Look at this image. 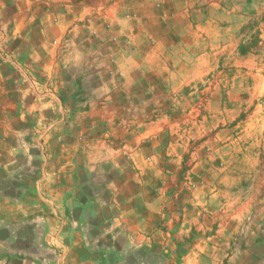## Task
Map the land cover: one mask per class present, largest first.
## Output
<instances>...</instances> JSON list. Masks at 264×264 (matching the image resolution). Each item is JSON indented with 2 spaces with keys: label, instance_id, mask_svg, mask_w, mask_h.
I'll return each instance as SVG.
<instances>
[{
  "label": "rangeland",
  "instance_id": "obj_1",
  "mask_svg": "<svg viewBox=\"0 0 264 264\" xmlns=\"http://www.w3.org/2000/svg\"><path fill=\"white\" fill-rule=\"evenodd\" d=\"M125 6L123 18L139 36L152 25L144 16L153 14L152 37L137 46L154 48V65L137 73L148 77L144 94L113 99L107 79H113L108 89L122 88L116 80H123L121 63L138 56L129 37L114 32L117 11ZM103 43L106 57L90 65L89 49ZM0 64L13 102L25 100L29 107L42 100L44 106L42 129L21 130L19 146L27 145L13 166H41L38 143L28 145L40 131L45 165L57 140L61 147L84 148V157L86 145L97 139L107 137L120 148L133 122L152 123L151 156L165 166L170 161L171 240H93L94 249L103 246L106 252L87 257L88 264H184L182 254L190 250L200 256L188 264H264V0H0ZM99 75L106 90L97 99L91 91ZM91 100L105 108L107 125L84 121ZM146 104L147 113L132 112ZM56 125L60 129L50 135ZM11 197L17 199L18 192ZM42 227L40 219L3 227L7 262L62 264L60 252L40 237Z\"/></svg>",
  "mask_w": 264,
  "mask_h": 264
},
{
  "label": "crops",
  "instance_id": "obj_2",
  "mask_svg": "<svg viewBox=\"0 0 264 264\" xmlns=\"http://www.w3.org/2000/svg\"><path fill=\"white\" fill-rule=\"evenodd\" d=\"M127 9L125 6L117 11L114 32L119 36L127 35L130 40V49L135 50L133 55L137 53L138 56H135V60L122 61L120 71L123 80L116 79L121 81L122 88H115L116 92L108 89L110 87L108 83H112L113 79H107L106 93L110 95L109 98L114 95L113 99L121 94L125 96L144 94L146 89L141 86L148 77L144 75L143 70H141L142 75L138 76L137 73L142 67L152 70L151 67L154 65V48L149 50L145 45L137 46L139 41L148 42L152 37V33H149L154 32V27H151L153 14L149 11L144 16L145 21L152 22V25L142 30V35L139 36L134 34L135 28L128 25L123 18ZM149 27H151L150 30ZM165 28L168 29L167 26ZM62 29L63 27L60 31ZM156 32L159 33L160 30ZM175 32L178 38L180 30L173 31ZM169 33H172L171 29L167 33L162 31V35L165 36ZM164 37L161 38L164 39ZM131 42L136 46L135 48L132 47ZM105 44L98 45V49L96 47L89 49L92 50L89 53L90 65L102 63L101 60L106 57L104 56ZM162 48L165 49L164 46ZM139 50L140 53H138ZM96 53L99 55V60L94 57ZM124 64H130V66L125 68ZM142 76L144 79L141 78ZM95 80L97 83L92 88L94 91L91 92L98 99L102 95L101 92L106 90L105 84H100L99 81H106V79L99 75V78L95 77ZM92 100L90 118L84 121L92 124L99 123L101 126H105L104 122H106L107 125L110 120L103 116L105 108L99 107L100 101ZM150 105L154 107L153 104ZM52 106L53 104L50 107L53 108ZM96 106L97 111L94 109ZM43 107L42 100L38 102V105L35 100L29 107L25 100L13 102L9 76L6 70H0V227L2 226L0 228V262L10 264L7 262L10 252L6 247L3 227L7 226L9 230L12 221H24L26 225H29L37 219L42 220L40 237L44 236L43 239L49 248L60 252L59 261L62 264H69V262L74 264L75 258L80 259L78 261L81 262L80 264H88L87 257L104 256L106 249L103 246L94 249L89 244L93 240L98 242L151 241L154 240L155 235H160L163 240L169 242L172 223L169 212L172 175L169 160L165 166L164 160L154 161V156H151L147 140L153 133L152 123L133 122L132 127L128 124L132 129L129 136L120 143L122 144L120 148L113 147L110 140L106 139L107 137L103 140H95V144L86 145L88 152L85 157L81 154L84 148L80 150L74 146V150L64 143L61 147L57 140L58 144L55 147L52 145V150L48 156L46 155L48 162L46 161L45 165H43V160H46L43 154V132L40 131L38 140L35 137L34 141L32 140L33 142H29L28 145L32 146L34 143L33 146L36 147L38 143V158L41 166L33 169H26L22 165L13 166L23 155L19 148L27 145L19 146L18 138L22 136L21 130L27 126L32 127L35 133L37 128L42 129ZM54 107L58 110L57 104ZM148 107L149 104H146L145 108L134 106L132 112L147 113ZM94 116L97 117L96 120H91ZM33 117L35 119L30 122ZM59 129V125L50 128V135H54ZM79 151L81 155L78 154ZM24 157L26 162L31 159L29 155ZM27 165L29 166V164L25 166ZM14 177L17 179L13 183ZM12 191L18 192L17 199L11 197ZM183 225L179 224V227ZM7 240L10 242V231H7ZM166 251L168 253V250ZM182 255L184 264L192 261L196 263L200 256L198 252H191V250Z\"/></svg>",
  "mask_w": 264,
  "mask_h": 264
},
{
  "label": "trees",
  "instance_id": "obj_3",
  "mask_svg": "<svg viewBox=\"0 0 264 264\" xmlns=\"http://www.w3.org/2000/svg\"><path fill=\"white\" fill-rule=\"evenodd\" d=\"M240 55H244L247 53L246 47L241 46L238 50Z\"/></svg>",
  "mask_w": 264,
  "mask_h": 264
}]
</instances>
